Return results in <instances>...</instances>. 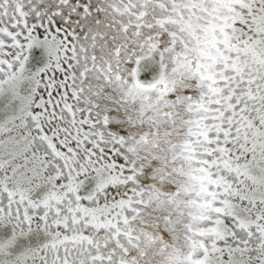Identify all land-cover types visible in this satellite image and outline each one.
<instances>
[{
  "label": "snow or ice",
  "instance_id": "6c2138e0",
  "mask_svg": "<svg viewBox=\"0 0 264 264\" xmlns=\"http://www.w3.org/2000/svg\"><path fill=\"white\" fill-rule=\"evenodd\" d=\"M0 264H264V0H0Z\"/></svg>",
  "mask_w": 264,
  "mask_h": 264
}]
</instances>
